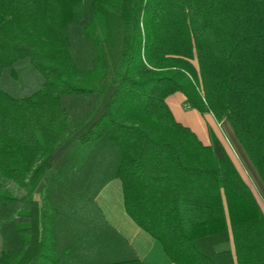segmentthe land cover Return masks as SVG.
Listing matches in <instances>:
<instances>
[{
	"label": "trees",
	"instance_id": "obj_1",
	"mask_svg": "<svg viewBox=\"0 0 264 264\" xmlns=\"http://www.w3.org/2000/svg\"><path fill=\"white\" fill-rule=\"evenodd\" d=\"M176 93L264 184V0H0V264H146L101 207L114 182L170 264H264L256 197Z\"/></svg>",
	"mask_w": 264,
	"mask_h": 264
},
{
	"label": "rangeland",
	"instance_id": "obj_2",
	"mask_svg": "<svg viewBox=\"0 0 264 264\" xmlns=\"http://www.w3.org/2000/svg\"><path fill=\"white\" fill-rule=\"evenodd\" d=\"M185 109L190 111L186 106ZM200 116L209 136V144L210 134H213L227 151L233 164L245 183L250 187L264 213V184L236 139L230 124L226 120L218 123L209 113L200 114ZM116 183L118 182L110 184L102 193L100 197L101 207L106 213L108 220L114 222L113 225L120 230L139 254H141V249L152 243L149 237L130 222L117 223L116 221L120 218L117 215L114 218L111 217L110 209L117 211L120 207V189ZM2 188L9 189L16 196L22 194V191L10 182H3Z\"/></svg>",
	"mask_w": 264,
	"mask_h": 264
},
{
	"label": "crops",
	"instance_id": "obj_3",
	"mask_svg": "<svg viewBox=\"0 0 264 264\" xmlns=\"http://www.w3.org/2000/svg\"><path fill=\"white\" fill-rule=\"evenodd\" d=\"M166 103L176 122H178L184 127L189 128L192 132H194L202 144L209 145V136L207 134L206 129L204 128V125L202 124V119L200 114L195 110L189 109L190 111H188L185 109V105H186L185 97L182 94L176 93L168 97L166 99ZM110 213H111V217L113 218L116 217V215L120 217L116 221L117 223L130 222L123 211L121 205V197H120V207L118 208V210L116 211L110 209ZM111 222L112 224L114 223L113 221ZM1 249H2V239L0 237V251ZM230 249L231 246L229 244L221 245L217 247V251L219 252ZM141 252L142 253L140 254V258L146 264H170L165 258V256L162 254L159 247H157L153 242L147 245L146 247L142 248Z\"/></svg>",
	"mask_w": 264,
	"mask_h": 264
}]
</instances>
